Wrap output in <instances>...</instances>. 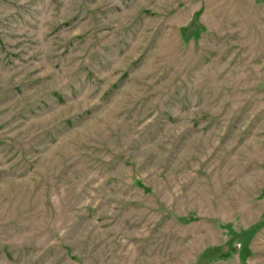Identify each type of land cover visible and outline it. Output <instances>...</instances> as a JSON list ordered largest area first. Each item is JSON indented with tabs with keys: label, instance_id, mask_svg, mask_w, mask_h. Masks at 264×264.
<instances>
[{
	"label": "rangeland",
	"instance_id": "374dc122",
	"mask_svg": "<svg viewBox=\"0 0 264 264\" xmlns=\"http://www.w3.org/2000/svg\"><path fill=\"white\" fill-rule=\"evenodd\" d=\"M0 264H264V0H0Z\"/></svg>",
	"mask_w": 264,
	"mask_h": 264
}]
</instances>
